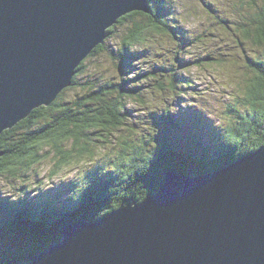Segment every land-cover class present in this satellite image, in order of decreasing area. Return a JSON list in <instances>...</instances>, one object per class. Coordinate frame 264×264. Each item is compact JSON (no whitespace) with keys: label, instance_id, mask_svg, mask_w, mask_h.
Returning <instances> with one entry per match:
<instances>
[{"label":"trees","instance_id":"obj_1","mask_svg":"<svg viewBox=\"0 0 264 264\" xmlns=\"http://www.w3.org/2000/svg\"><path fill=\"white\" fill-rule=\"evenodd\" d=\"M147 2L148 11H132L108 27L105 41L89 54L94 56L104 50L109 51L115 67L120 68V85L115 84V78L102 82L100 86L80 84L78 76L86 67L83 60L77 66L71 83L57 94L50 105H39L27 117L0 134V155L5 153L0 160V178L23 176L34 164L47 157L42 153L45 148L51 151V158L55 160L50 178L69 170L76 172L72 178L83 173L71 182V188L61 187L62 191L66 188V191L71 192L72 200L66 205L49 211L39 210L44 212L39 216L34 213L30 217L22 214L21 210L17 213L28 217L33 223H45L47 226L44 230L35 225L17 222L14 216L1 220L0 230L17 231L19 235L25 236V240H18V250L21 252L19 260L6 255L0 256V264H30L34 256L61 241L63 236L57 233L59 227L77 219L88 222L99 220L128 198L140 202L159 190L168 170L193 176L202 175L209 172L211 163L226 166L264 144V60L258 63L251 59L254 62V74L231 97L236 104L227 103L223 108L225 116L222 127H207L206 115L196 111L189 115V127L185 124L189 133L180 129L172 113L173 102L176 100L181 105L184 98L194 97L198 100L197 97L207 92L195 85L193 77L179 74L169 77L163 73H175L171 60L169 64L163 65L152 62L145 71L137 70L136 65H133L132 62L137 59L145 62L141 60L145 52L157 57L158 48L153 43V37L169 29L175 31L166 21L168 11L173 13L175 9L173 0ZM219 21L226 23L224 20ZM117 25L126 26L127 30L117 36L119 47L112 50V44L108 45L107 40L113 38L111 34ZM237 32L240 33L237 38L241 50L244 51V44L249 41L261 49L264 55V0L254 17L244 21ZM169 38L176 47L185 49L190 45L185 43L187 41L183 37L178 39L169 35ZM156 41L159 43L161 40ZM136 45L141 49L133 50ZM214 60L215 62L207 65L225 61L220 57ZM77 85H84L85 87L80 88L86 90L71 100L65 99L63 95L66 91L79 88ZM126 99L133 100L146 109L161 104L160 111L151 121L147 132L145 130L138 135H131L133 130L129 131V128L137 129L136 122L129 128H124L126 132L121 131L124 124L122 110ZM237 104L243 105L249 114H240ZM206 106L209 107L207 104ZM149 113L153 114L152 111ZM172 130L184 135L176 133L172 136ZM193 130L199 135L198 139L190 137ZM207 136L214 141L216 148L212 146L210 149L205 144ZM27 165L28 171H23L26 168L21 170ZM72 166L75 167L69 169ZM65 179L66 175L60 177L56 185L63 183ZM19 188L23 189V186ZM25 193L26 190H22L20 194ZM43 193L46 194L45 191ZM24 202L28 203L30 200ZM42 204L50 207V198ZM9 205L8 198H0L1 209ZM1 250L6 248L1 246Z\"/></svg>","mask_w":264,"mask_h":264},{"label":"water","instance_id":"obj_2","mask_svg":"<svg viewBox=\"0 0 264 264\" xmlns=\"http://www.w3.org/2000/svg\"><path fill=\"white\" fill-rule=\"evenodd\" d=\"M148 10L147 0H0V133L52 102L121 16ZM20 210L34 214L8 215L47 226ZM57 233L30 264H264V144L202 175L168 170L140 202Z\"/></svg>","mask_w":264,"mask_h":264},{"label":"rangeland","instance_id":"obj_3","mask_svg":"<svg viewBox=\"0 0 264 264\" xmlns=\"http://www.w3.org/2000/svg\"><path fill=\"white\" fill-rule=\"evenodd\" d=\"M173 3L176 4V6L173 5V8H175L174 12L170 13L168 11L166 21L169 27L175 28V31L169 29V31H164L153 37V43L158 48L156 58L149 52H145L141 59L145 60L144 63L139 59L132 63L136 65L137 70L142 69L141 71H145L152 62L157 65H163L169 64V60H171L174 64L175 73L173 75L167 72L163 73L169 77L177 76L178 74L183 77H193L195 85L204 92H207L197 97L200 101L195 100L194 97H186L181 101V105L176 100L173 102L174 110L172 113L175 119H177L181 130L189 133L185 124L188 125L190 122L189 115L196 111H201L206 115L207 127H222V120L225 116L223 108L227 103H233L231 97L254 74L252 65L254 62H251V59L258 63L264 60L263 51L256 48L249 41L244 44V51L241 50L237 38V36L240 37L237 28L244 21H247V19L254 17L257 9L262 5V0H173ZM219 20H224L226 23ZM126 30L127 27L121 25H117V28L114 29V32L111 34L113 38L107 40L108 45L112 44V50L119 47L117 36ZM169 35L172 38L178 39L183 37L187 41L185 43L190 45L185 49L179 46L176 47L173 40L169 38ZM156 40H161L162 43L161 41L158 43ZM108 47L111 48L110 46ZM139 48V45H136L133 50H138ZM146 56L149 58H145ZM216 57L224 58L225 61L207 65V63L215 62L214 58ZM195 59H198L197 61L199 62L196 61L194 63ZM184 60L188 63L184 62ZM84 64L86 66L85 70L78 76L80 84H85L88 87L100 86L102 82L106 80L111 81L112 78L117 80L115 84L121 82L119 80L120 74L118 73L120 68L115 67V63L107 50L94 56H86ZM131 75L134 76V73H131ZM77 86L79 88L67 90V93L63 97L71 100L86 90L80 88L81 86L85 87L84 85ZM124 106L125 111L122 110L124 124L121 131L126 132L127 130L124 128H129L133 122H136V125L138 124L137 129L129 128V131L133 130L131 135L134 133L133 136H135V133L138 135L145 130L147 132V128L152 124L151 121L159 113L161 104L146 109L137 105L133 100L126 99ZM237 109L242 112L247 111L243 105L239 104H237ZM149 111H152L153 114L149 113ZM176 133L184 135L177 131H173L171 134L173 136ZM190 137L198 139L199 135L196 134V131H191ZM42 153L47 157L43 161L34 164L30 171H28V165L21 168V170L26 168L23 171H28L23 176H4L0 178V198L4 196L16 197L18 193L22 192L21 188H19L21 186L23 188L25 186L27 188L31 187L30 195L32 194V196L30 198H33V193L37 192L38 189L44 190L52 186L53 182L58 181L60 177L66 175L67 178H71L76 173L69 170L61 173L58 177L50 178L55 160H52V153L48 148H45ZM3 155L5 153L0 155V160L4 158ZM74 167L72 166L69 169H73ZM39 183L42 185H39ZM44 191L46 192V190ZM35 197L42 199L40 193H36ZM9 210H12L11 206ZM9 210L0 208V222L2 219L6 220ZM16 232L14 230H0V256L5 257L6 255L15 260L21 258V252L18 250L19 242L25 240V236L19 235ZM18 240L20 241L18 242ZM1 246L5 247L6 250H1Z\"/></svg>","mask_w":264,"mask_h":264},{"label":"bare ground","instance_id":"obj_4","mask_svg":"<svg viewBox=\"0 0 264 264\" xmlns=\"http://www.w3.org/2000/svg\"><path fill=\"white\" fill-rule=\"evenodd\" d=\"M105 41V40H104ZM74 71L76 72L77 71V67L74 69ZM55 100V99H54ZM53 100V101H54ZM50 105V104H49ZM37 108V107H36ZM5 130V129H4ZM53 139V138H52ZM20 142V141H19ZM175 170V169H174ZM87 221V220H86ZM60 228V227H59ZM34 238V237H33ZM59 242V241H58Z\"/></svg>","mask_w":264,"mask_h":264}]
</instances>
